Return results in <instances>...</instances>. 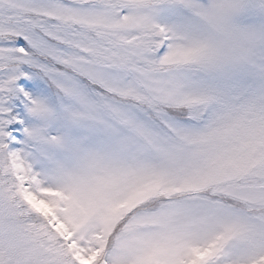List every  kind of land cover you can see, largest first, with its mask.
<instances>
[{
	"label": "snow or ice",
	"instance_id": "1",
	"mask_svg": "<svg viewBox=\"0 0 264 264\" xmlns=\"http://www.w3.org/2000/svg\"><path fill=\"white\" fill-rule=\"evenodd\" d=\"M0 264H264V0H0Z\"/></svg>",
	"mask_w": 264,
	"mask_h": 264
}]
</instances>
